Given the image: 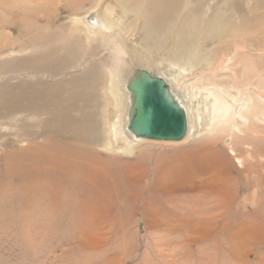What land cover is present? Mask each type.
I'll list each match as a JSON object with an SVG mask.
<instances>
[{
  "label": "bare ground",
  "instance_id": "bare-ground-1",
  "mask_svg": "<svg viewBox=\"0 0 264 264\" xmlns=\"http://www.w3.org/2000/svg\"><path fill=\"white\" fill-rule=\"evenodd\" d=\"M4 1L2 10L12 13L13 10L21 9V15L15 16L20 23L25 24L23 11L33 6L25 4L26 0H18L16 6L9 7L6 3L9 0ZM245 4L249 7L251 2L247 0ZM239 10L242 11L235 0H99L91 14L72 19L74 31L71 36L78 34L82 44L80 48L85 53L89 51L93 55L92 45H98L96 49L101 51L100 62L91 64L82 77L72 80L66 87L48 83L41 86L26 85L18 91L19 95H15L17 92L14 93L8 86L3 88L0 92V146H10L12 143L25 146L29 142L38 141L37 139L48 144L41 147V144L35 146L34 142L33 148L26 146L32 155H23L24 160L21 159L22 162L19 163L13 162L18 155L16 152L5 156V169L2 170L5 176L0 175L1 181L13 179L17 186L15 194L26 199L25 204H46L43 195L51 190L50 193L57 191L62 194L61 199H67L77 194L75 187L70 188L72 184H76V188L87 195L94 191L91 190V185L102 186L104 189L106 178L118 179L120 184H134V181L139 183L147 178V174L137 163L148 152L136 153L143 146L153 147L156 143L179 144L194 141L199 135L215 132L216 135L204 139L211 140V147L202 146L203 148L193 152L183 153L182 157L171 156V162H167L165 155L157 154L154 158L157 164L151 170L153 178L150 188L144 191L148 193L146 197H152L150 200L156 202V196L160 194L170 204H178L179 201H184L180 197L192 195L190 203L200 210L196 212L195 208L193 216L202 224L205 222L217 225V222L230 219L227 206L235 202L233 179L227 174L231 163L209 148L221 140L229 139L230 153L234 152L235 143L244 145L249 149L237 148L234 153L244 151L252 160L262 157L264 150V64L260 60L256 61L257 58H263V39L260 36L258 37L261 39H256L260 42L258 49L256 48L260 53L253 56L247 46L250 42L255 45V38L251 41L249 35H255L250 34V28L258 22L254 21L256 17L250 13L240 18ZM252 30L253 33L256 32V29ZM259 31V34L264 33L262 29ZM55 33L56 31L48 33L46 42L52 40ZM124 35H127V40L123 38ZM15 43L16 41L11 46ZM228 45L234 48L236 57L229 58L226 55L218 58V51L226 47L225 51H228ZM39 49L38 55L22 62L25 71H39L47 76L49 71L61 70L60 67L72 68L74 61L70 63L71 59L70 62L67 59L48 61L44 57L48 49ZM237 52H241V56ZM167 53L172 60L166 57ZM90 63L91 60H88L84 65ZM190 63L193 64L192 67ZM143 73L164 81L172 99L184 111L187 130L183 140H148L130 131L129 125L134 113L131 85ZM208 74L206 82L205 75ZM3 75L0 74V77ZM97 84L99 88L96 90ZM104 99L107 101L105 107ZM87 109L91 113L86 117L84 113H87ZM99 124L102 132L97 129ZM104 133L105 140L101 137ZM71 142L77 145H71ZM87 145L88 148L89 145H95L117 157L134 156L137 162L133 165L126 164V172L117 175L107 166L108 161L100 159L96 152L82 147ZM180 159L183 163L176 164ZM217 166L220 167L218 170ZM240 166L237 175L242 178L243 189L249 191L251 186L245 176L249 173V165L243 161ZM257 166L264 168L259 162ZM78 174L81 176H77ZM8 175L20 176L18 179H9ZM62 179L68 187H63ZM125 188H117L120 203L124 199L127 203L134 196L140 195L138 191L128 193ZM198 194H203L204 197L198 198ZM256 198L254 196L251 199L252 203H256ZM246 202L244 200L241 203L242 208L249 207L250 202ZM258 204L256 203L257 206ZM181 207L184 209L186 206ZM52 209L51 221L62 220L59 218L60 214L55 213H59L60 208L52 206ZM121 209L122 206L113 212L104 204L93 210L104 214L106 219L122 222L124 214ZM144 213L156 218L153 223L155 226H159L156 225L158 219L169 215L160 207L150 205L147 199L144 202ZM94 214L81 210L80 217L85 219ZM242 216L247 217V214ZM253 216L251 217L254 218ZM178 217L184 219L187 216L180 214ZM230 229L228 232L226 228V232L233 242L242 241L245 234H253L248 232V228L236 233ZM249 229L253 230V227ZM84 230L86 229L81 231L82 235ZM216 236L214 240L219 239L218 234ZM87 244L84 245L85 249L90 247ZM91 248L94 250V246Z\"/></svg>",
  "mask_w": 264,
  "mask_h": 264
},
{
  "label": "rangeland",
  "instance_id": "rangeland-1",
  "mask_svg": "<svg viewBox=\"0 0 264 264\" xmlns=\"http://www.w3.org/2000/svg\"><path fill=\"white\" fill-rule=\"evenodd\" d=\"M98 1L26 0L25 4L33 7L23 11L22 15L25 16L26 23L22 24L16 18L17 15H21V9L13 10L12 13H5L2 10L3 2L5 1L0 0V74H4L0 77V92L4 87L8 86L14 93L17 92L15 95H19L18 91L26 87V85L28 87L41 86L46 83L54 86L61 84V86L66 87L72 80L82 77L91 64L100 62L99 54L101 51L96 49L99 47L98 45H92L93 55L89 51L85 53L80 48L82 44L79 42L80 37L78 34L74 33L71 36V32L74 31L72 19L83 18L91 14ZM235 1L240 4L242 10H239L240 18L242 15L248 16L247 14L250 13V15L253 14L254 18L256 17L254 21L258 22V24H254L255 27L252 26L253 28H250V34L257 36L249 35L250 40L255 38V42L253 41L255 45H251L252 42H250L247 46L249 51L253 52L252 55L256 56V53L257 55L260 53L259 51V53L257 52L260 42L256 39L262 38L264 45V33H258L260 29L264 32V0H249L251 2L249 6L252 7L250 8L251 10L245 4L247 0ZM6 3L9 7H14L19 2L18 0H9ZM252 29H256V32L253 33ZM54 31H56V36L46 42L48 33ZM123 38L127 40L128 37L124 35ZM15 41V45L11 46ZM39 48L41 50L43 48L50 49V51L47 50L44 53V57L48 61L51 59L53 61L71 59V62L70 60L69 62L72 63L74 61L75 64L73 63L72 68L63 69V67H60L62 68L61 70L49 71L47 76L44 75L46 73H39V71H25L26 69L22 68V62L33 55H38L37 52H40ZM262 49L264 51V48ZM225 50H227V47L218 51V58L226 55L229 58L236 57L234 48L231 45L228 51ZM167 55L166 57L171 59V55L169 53ZM237 55L241 56V52ZM252 55L250 56L252 57ZM93 56L94 58L92 59ZM262 59H264V54ZM262 59L257 58L256 61L260 60L264 64V60L261 61ZM88 60H91V63L85 66L84 63ZM101 60L104 61L103 58ZM192 71L195 70L192 69ZM205 77L207 82L209 74L208 76L205 75ZM98 88L99 85L97 84L96 90ZM98 95L97 97L99 98ZM99 101L101 100L99 99ZM106 104L107 101L104 99V107ZM86 112L84 114L87 117V114L91 113V111L87 109ZM100 124L97 129L99 128L100 132H102ZM211 135L216 134L215 132L205 133L199 135L194 141L189 140L179 144L156 143L157 145L155 144L153 147L143 146L137 149L136 153L148 152L144 153L143 156L145 157L138 162L134 156L117 157L98 149L95 145H89V148L88 145L87 147L82 146L96 152L100 159L108 161L109 165L107 166L114 170L117 175L126 172L124 170L126 164L133 165L137 162L148 177L146 176L147 178L142 179L139 183L134 181V184H120L118 179L106 178L104 179V189L102 186L91 185L90 188L94 191L87 193V195L80 188H76V184H72L70 188L75 187L76 195L61 199L62 194L60 195L57 191L56 193H50L52 192L51 190L43 195V200L47 202L46 204H36L34 202L25 204L26 199L15 194L17 186L14 180L1 181L0 177V264H264V168L257 166V162H259L264 167V150L262 157L252 160L244 151L240 152L238 150L234 153L237 148L249 149V147L244 145L240 146L235 143V146L233 145L234 152H231V154L229 148L231 141L229 139L221 140L214 145L216 147L209 148L211 152L223 155L225 160L231 163V168L227 170V174L233 179L232 182L234 183L235 202L227 206L230 219L217 222V225L216 223L205 224V222L202 224L203 222L195 220L193 213L200 212V210H198V206L196 207V205L190 203L192 195L180 197L184 201H179L178 204L165 202L163 200L165 196L160 194L156 196V202L153 199L150 200L152 197L150 199L146 197L148 193L144 189L150 188L153 178L151 170H154L153 167L157 164V160L154 159L157 154L165 155L167 162H171V156L182 157L185 152H193L202 146H210L211 140L204 139L210 138ZM101 137H104L105 140V133ZM37 140L40 141H34L36 143L29 142L25 146L17 145V143H12L10 146H0V175L5 176L2 173V170L5 169L3 159L11 152L18 154L19 158L16 156L13 162L19 163L24 160L23 155H32L26 146L33 148L34 144L35 146L41 144V147L48 144L42 139ZM71 145L75 146L77 144L71 142ZM243 161H246L249 165V173L245 175L251 186L249 191L243 189L242 178L237 175L239 174L237 171L240 170V165ZM175 163L182 164L183 161L180 159ZM216 168L218 170L220 167L217 166ZM18 176L8 175L9 179H11L10 177L18 179ZM77 176L81 175L78 174ZM61 182L63 187H68L63 179ZM257 185L258 188L256 190ZM116 186L117 188L126 187L125 189H128V193L138 191L140 195L134 196V199H130L127 203L126 199L120 203L119 198H117L119 192H117ZM80 194L84 195V198L80 197ZM197 196L198 198L204 197L203 194H198ZM254 196L257 197L256 203H259L258 206L256 203H252L251 199ZM145 199L153 207H160L169 214L168 217H161L157 220L156 225L159 224V226L153 225L155 223L154 219H156L154 216L144 213ZM244 200H247L246 203L250 202L249 207L246 209L241 206ZM66 202L70 204H66ZM87 204L91 205L87 206ZM102 204L107 205L113 212L116 211V208L122 206L121 210L124 212H122L124 214L122 222L106 219L103 216L104 214H99L93 210L94 208L99 209L103 206ZM52 206L60 208V212L55 213L56 215L60 214L61 217L59 215V218H62V220L51 221ZM181 206H186V209ZM195 208L196 212H194ZM81 210L95 214L82 219L80 217ZM180 214L187 217L182 219L178 217ZM244 214H247L248 218L243 217L242 215ZM249 214L251 215L248 216ZM252 215H254V218L251 217ZM82 224L83 228L86 229L83 232L84 235L81 232L83 231V228H81ZM251 227H253V230L249 229ZM226 228L228 232L230 229L234 233L239 232L240 229L248 228V232H253V234H245L244 239L242 241L239 240L240 243L238 241L233 242L234 240L228 236ZM217 234L219 239L214 240L217 238ZM162 235L164 239H162ZM161 239L162 241H160ZM85 241L88 244H84ZM86 244L88 247L90 246L87 249L84 248ZM92 245L94 250L91 248L93 247Z\"/></svg>",
  "mask_w": 264,
  "mask_h": 264
},
{
  "label": "water",
  "instance_id": "water-1",
  "mask_svg": "<svg viewBox=\"0 0 264 264\" xmlns=\"http://www.w3.org/2000/svg\"><path fill=\"white\" fill-rule=\"evenodd\" d=\"M134 113L129 129L148 140L179 142L186 135L184 111L172 99L168 86L143 73L131 85Z\"/></svg>",
  "mask_w": 264,
  "mask_h": 264
}]
</instances>
